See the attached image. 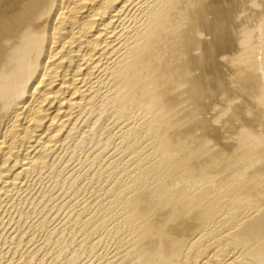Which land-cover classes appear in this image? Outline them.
<instances>
[{
	"label": "bare ground",
	"instance_id": "6f19581e",
	"mask_svg": "<svg viewBox=\"0 0 264 264\" xmlns=\"http://www.w3.org/2000/svg\"><path fill=\"white\" fill-rule=\"evenodd\" d=\"M0 264H264V0H0Z\"/></svg>",
	"mask_w": 264,
	"mask_h": 264
},
{
	"label": "rangeland",
	"instance_id": "374dc122",
	"mask_svg": "<svg viewBox=\"0 0 264 264\" xmlns=\"http://www.w3.org/2000/svg\"><path fill=\"white\" fill-rule=\"evenodd\" d=\"M72 151H73V153H72ZM75 152V150H70L69 151V154L71 155H69L67 158L68 159H66V158H64L63 159V163L65 162V160H66V162H68V164L70 163V165H69V167H68V169L71 171V169H72V171H73V169H81L82 167H83V161H84V155H86L85 154V151H83V152H80L79 154L80 155H78V154H76V152ZM76 156H75V155ZM84 156V157H83ZM75 157H77L76 159H74L73 160V158H75ZM80 159V160H79ZM67 160H69V161H67ZM70 160H72V162L70 161ZM75 162V163H74ZM71 163H72V165H71ZM81 165V166H80ZM75 166V167H74ZM71 167V168H70ZM57 177H60V179L59 178H57ZM57 177H55V180L58 182V184L59 183H63V187L61 186V184H60V187L56 184V185H53V187H52V190H54V189H56L55 191H57V192H59V190L61 191V192H63V191H65V190H67V186H68V182H69V178H62L61 177V175H58ZM64 179V180H63ZM60 181V182H59ZM65 181V182H64ZM67 183V184H66ZM55 186V187H54ZM50 199H48L47 198V200L48 201H46V199L44 200V202L45 203H43L44 204V206H43V212H45L46 211V213H52L53 212V210L55 209V207H56V203L54 202L53 203V200H51L52 198H51V196L49 197ZM53 203V204H52ZM51 204V205H50ZM49 206H51V207H49ZM49 211V212H48ZM65 214H63V216H64ZM55 242V244L57 243V241L55 240L54 241ZM54 242L52 241V243L54 244ZM54 244V245H55ZM52 245V244H51ZM73 249H71L70 251L68 250V253L67 254H65V257H64V259H67L69 256H70V252L72 251ZM68 254H69V256H68ZM68 256V257H67Z\"/></svg>",
	"mask_w": 264,
	"mask_h": 264
}]
</instances>
